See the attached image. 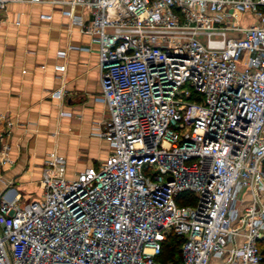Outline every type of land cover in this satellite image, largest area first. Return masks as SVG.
<instances>
[{"label":"built area","instance_id":"built-area-1","mask_svg":"<svg viewBox=\"0 0 264 264\" xmlns=\"http://www.w3.org/2000/svg\"><path fill=\"white\" fill-rule=\"evenodd\" d=\"M50 3L97 45L109 154L68 178L49 152L39 197L0 199V264H161L171 233L178 264H261L264 0Z\"/></svg>","mask_w":264,"mask_h":264},{"label":"crops","instance_id":"crops-1","mask_svg":"<svg viewBox=\"0 0 264 264\" xmlns=\"http://www.w3.org/2000/svg\"><path fill=\"white\" fill-rule=\"evenodd\" d=\"M66 9L65 4L42 0L11 2L0 11V159L7 147L8 160L0 166V199L18 195L35 200L31 196L38 193L49 152L64 158L68 178L109 154L108 144L97 136L106 117L97 100V45L62 14ZM72 14L88 19L87 9L80 6ZM60 65L63 70H56ZM56 90L60 97H51Z\"/></svg>","mask_w":264,"mask_h":264},{"label":"trees","instance_id":"trees-1","mask_svg":"<svg viewBox=\"0 0 264 264\" xmlns=\"http://www.w3.org/2000/svg\"><path fill=\"white\" fill-rule=\"evenodd\" d=\"M177 204L186 205L192 204L193 198L185 192L177 195ZM182 239L173 233L169 234L166 240L162 243L160 254L157 256V261L161 264L171 262L173 264L179 263V247ZM257 247L261 255V264H264V239L257 242Z\"/></svg>","mask_w":264,"mask_h":264},{"label":"rangeland","instance_id":"rangeland-1","mask_svg":"<svg viewBox=\"0 0 264 264\" xmlns=\"http://www.w3.org/2000/svg\"><path fill=\"white\" fill-rule=\"evenodd\" d=\"M37 186H38V193H36V194H38V195H36V194H34V195H32L31 197L32 198H36V197H39L40 195H41V186H40V184H39V179H38V182H37V184H36ZM30 197V198H31ZM20 200V203H25V202H27V201H30L31 199H27V200H22V199H19ZM247 200V199H246Z\"/></svg>","mask_w":264,"mask_h":264}]
</instances>
